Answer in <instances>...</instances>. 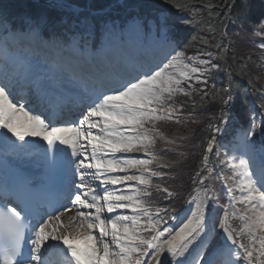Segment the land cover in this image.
Wrapping results in <instances>:
<instances>
[{"label":"snow or ice","instance_id":"obj_1","mask_svg":"<svg viewBox=\"0 0 264 264\" xmlns=\"http://www.w3.org/2000/svg\"><path fill=\"white\" fill-rule=\"evenodd\" d=\"M166 4L186 10L192 0L125 3L123 7L132 11L127 22L120 26L114 21L109 24L104 18H93V24L88 17H83L76 21L77 26L84 27L80 40L57 35L56 29L65 24L63 18L50 21L43 13H25L20 17L19 28L13 24L11 31L4 29L7 35H0V43L6 45L11 41L22 51H30L32 47L52 49L66 58L67 76L76 78L78 69L84 72L80 61L94 54L85 36L102 34L105 44L122 41L126 36L144 37L168 46L175 44L169 35L173 16L165 8ZM48 7L63 9L67 5L61 0H48ZM26 43L30 47H25ZM32 64L28 56L17 58L20 68L30 69ZM214 68L218 65L211 59L186 57L176 51L162 66L135 70V74L129 73L127 78L122 77L114 85L94 92L86 111L81 112L77 121L66 122L63 127L53 126V121L42 113L14 102L12 93L0 84V129L21 144L27 143V138H39L47 143V151L56 152L58 145L65 146L60 153H67L69 166H74L66 202L58 203L38 218L16 207L0 209V264H52L50 257L54 256L61 258L59 264H185L186 253L194 243L200 242L202 246L206 243L210 247L212 241L206 239L210 230L205 201L211 197L207 192L204 200L194 198L195 210L177 228L161 230L160 212L167 213V209L157 208L153 213L143 199L150 193L141 186L146 188L151 184V177L164 175L149 168L157 159L152 151L156 139L163 138L157 122L175 117L179 123L181 107L173 98L177 94L189 95L182 86L185 82L188 89L193 88V80L206 86L205 74ZM224 91L229 93L223 99V105L227 106L232 97L229 89ZM221 120L226 123L223 109ZM257 127L253 117L244 130L246 143L255 135ZM259 127L264 131V121ZM213 141L215 136L208 142L206 152L213 150ZM134 153H143L150 159L129 155ZM52 162L55 163V156ZM207 162L208 156L204 155L205 166ZM231 167L233 176L227 179L235 178L242 195L237 201L232 196L233 188L228 187L229 204L234 208L237 202L242 203L245 211L240 217L244 221L240 231L229 222L227 208L218 221L220 234L230 242L223 245L228 252L225 264L241 261L264 264V163L252 168L248 160L241 158L239 164ZM131 170H138L139 174H129ZM163 191L169 197L173 195L167 188ZM238 211L234 208L232 215ZM73 212L74 215L64 219ZM244 236L247 242L243 241ZM189 264H201V261L197 258Z\"/></svg>","mask_w":264,"mask_h":264},{"label":"trees","instance_id":"obj_2","mask_svg":"<svg viewBox=\"0 0 264 264\" xmlns=\"http://www.w3.org/2000/svg\"><path fill=\"white\" fill-rule=\"evenodd\" d=\"M263 1L192 0L189 9L178 10L180 24L188 42L192 45L197 44L202 49L212 50L215 54L216 65H218V68L214 70L215 83L220 84L223 90L230 87L232 99L230 105L225 106L224 117H229L232 113H241L242 109L248 107L250 103L246 83L252 80L254 84L256 74L253 69L257 59L252 52L241 54L240 42L235 39L233 28L235 24H241L242 17L238 15L242 10L251 12L252 7L258 9ZM157 2L162 3L163 0H157ZM164 6L166 9L177 10L171 4ZM249 18L255 21L257 14L252 11ZM184 20L190 22L183 23ZM202 99L201 102L208 100L205 97Z\"/></svg>","mask_w":264,"mask_h":264},{"label":"rangeland","instance_id":"obj_3","mask_svg":"<svg viewBox=\"0 0 264 264\" xmlns=\"http://www.w3.org/2000/svg\"><path fill=\"white\" fill-rule=\"evenodd\" d=\"M47 4L45 3L44 5H47ZM252 11H255L253 9V7H252ZM251 12H249L248 10H242L241 13L238 15V16L242 17L241 18L242 20H241V24H238V25L235 24L234 25V28H233V32L235 33L234 37H235V39H237L240 42L239 51L242 52L241 54H248L246 52H252L253 55H257L258 53H261L263 51V55H264V47H261V45L264 44V39H263L262 44L260 41H256L255 43L253 40L251 41V39L252 38L254 39L259 33L264 34V16L260 15L258 17V23L257 24L250 23L249 16H250ZM256 28H260V29L258 30ZM193 47H194V49L198 48L197 45H194ZM202 57H203V55H197L196 54V55H194L193 58L203 59ZM253 71L255 74L256 73L258 74V68L257 69L254 68ZM263 81H264V77H263ZM201 85H203V84H201ZM208 87L212 88L213 85L209 84ZM222 90L223 89H221V88L217 89V92L210 90V92L208 94L204 95L205 98H208V102L206 104H204L203 106L199 105L200 109L203 111H206V109L218 111L219 107H220L219 104L221 102L223 103V99L227 97V93L224 90L223 91ZM252 90H253V92H255L253 87H252ZM184 97H187V96H185L183 94H178V100L185 99ZM198 98H200V97H198V96L192 97V99H198ZM211 98H213V99H211ZM173 99H174L175 104L177 106L181 107V112L179 114L183 113L184 109L182 108V106L178 105L175 97ZM192 102H193L192 100L188 99V101L186 103L189 105ZM258 112H260V111L258 110L256 112V111L252 110V113H248L246 111L245 115H247V119H249V120H252L253 117L255 118V116L258 115V119H257V123H256L258 125V127L256 128L255 134H258V136H260L262 134L264 136V131H262L261 128L259 127L261 122L264 121V110L262 111V113H258ZM178 118L180 120V122L178 123V128L172 126V128H170V130H171L170 132H164L163 131L164 129H163V126L161 123H163L166 126L168 125L170 127L171 123L175 122V119H176L175 117L171 120H162V121L157 122V126L158 127L160 126L159 130L162 131V133H163V138L157 137L156 142L152 148V151H153V153H155L156 149L160 148L161 145L163 147L165 145V143H167V142L172 143L175 141L178 143V135H189L190 133H194L195 137L197 139L195 141V145L197 147V150L193 154V156H195V157L190 159L189 163L191 164V162H192L193 165H191V168L193 169V172H194L193 175L196 174L197 178H194L193 181L189 182V183H193V185L190 186L191 189L188 186V189H190L188 192L193 194V199L191 201H188L186 206H181V207L178 206V208L172 209L169 206L170 205L169 203H171V201H167V200L165 201L164 207L162 209H167V210L171 209V211H173V212H178L177 213L178 220H177V222H175V224H173L172 220H170L167 224L163 223L162 221L164 220L163 217H164L165 213H163V214L160 213V215L162 214V216H160V218H161V224H160L161 230H163L164 228L175 229L179 226V223L182 219H185L191 215V211L195 210V208H196V202L194 201V198L199 199V200H204L205 192L207 190L206 187H202L203 189H199L201 184L198 185L196 183H201L200 181H201V178H203V177H207L206 179L203 180V184L206 183V180H207V183H209L208 177H210V171L207 170L206 166L204 165L203 167H201L200 164L197 163V156L200 155V149H201V146L203 145V142L205 139V133L207 131L206 127H209V128L213 127L215 125V123L207 122L208 123L207 124L206 122H200V120H198L197 117L196 118H195V116L191 117V115H185V116H181ZM255 122H256V119H255ZM260 138L262 139V136ZM252 141H253V139H252ZM249 153H250L249 149H246L245 152H244V150H241L242 155L240 157L239 151L235 150V155H234V157L232 156V158H234V159H232L234 164H239V160L241 158L249 161L250 160ZM129 155H134V156L144 158V159H150V157L145 156L143 153H134V154H129ZM263 156H264V154L262 155V157ZM158 162H160V160H158V158L155 159L152 162V164L149 165V168L152 171H153V169L159 170L162 167V164H159ZM250 165L252 166L251 160H250ZM131 172H136V174H139L138 170H132ZM131 172L129 174H131ZM132 183H135V182H132ZM208 203H209V200H206L205 201L206 210H207ZM242 207H245V205H243ZM242 211L244 212L245 208H242ZM236 214H237V216H235V217L238 218V217H241L243 213L238 211V212H236ZM208 218L210 219V213L207 216V227L209 229V226H208L209 219ZM142 221L144 222V218H142ZM242 225L244 227V221H243ZM218 228H219V224H218ZM201 251H202L201 243L200 242L194 243L190 247L189 252L186 253L185 264H189V262L193 261L201 253ZM182 259H184V258H182Z\"/></svg>","mask_w":264,"mask_h":264},{"label":"bare ground","instance_id":"obj_4","mask_svg":"<svg viewBox=\"0 0 264 264\" xmlns=\"http://www.w3.org/2000/svg\"><path fill=\"white\" fill-rule=\"evenodd\" d=\"M151 54H153V53H151ZM155 59L157 60V57H156V58H155V57L153 58V60H155ZM156 60H155V61H156ZM155 61H153V63H154ZM84 69H86V68H84ZM86 70H87V69H86ZM33 139H39V138H33ZM131 171H132V170H131ZM131 171H130V172H131ZM68 215H74V212H73V213L66 214V216H65V219H66V220H67V218H68Z\"/></svg>","mask_w":264,"mask_h":264}]
</instances>
